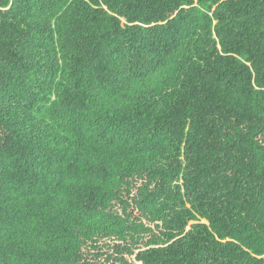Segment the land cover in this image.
I'll return each mask as SVG.
<instances>
[{"label":"trees","instance_id":"trees-1","mask_svg":"<svg viewBox=\"0 0 264 264\" xmlns=\"http://www.w3.org/2000/svg\"><path fill=\"white\" fill-rule=\"evenodd\" d=\"M0 264H264V0H0Z\"/></svg>","mask_w":264,"mask_h":264}]
</instances>
